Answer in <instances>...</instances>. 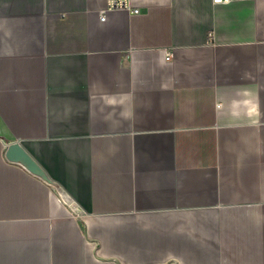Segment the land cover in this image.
I'll use <instances>...</instances> for the list:
<instances>
[{"label":"crops","instance_id":"obj_1","mask_svg":"<svg viewBox=\"0 0 264 264\" xmlns=\"http://www.w3.org/2000/svg\"><path fill=\"white\" fill-rule=\"evenodd\" d=\"M130 3L0 0V223L50 264H264V0Z\"/></svg>","mask_w":264,"mask_h":264},{"label":"rangeland","instance_id":"obj_2","mask_svg":"<svg viewBox=\"0 0 264 264\" xmlns=\"http://www.w3.org/2000/svg\"><path fill=\"white\" fill-rule=\"evenodd\" d=\"M45 236L38 224L0 223V264H50L43 246Z\"/></svg>","mask_w":264,"mask_h":264},{"label":"water","instance_id":"obj_3","mask_svg":"<svg viewBox=\"0 0 264 264\" xmlns=\"http://www.w3.org/2000/svg\"><path fill=\"white\" fill-rule=\"evenodd\" d=\"M7 158L10 161L21 163L25 168H27L33 174H37L43 180H45L49 184H53L54 181L50 177H48L44 168L40 166V164L33 158V156L25 150L20 142H12L8 145L6 150Z\"/></svg>","mask_w":264,"mask_h":264},{"label":"built area","instance_id":"obj_4","mask_svg":"<svg viewBox=\"0 0 264 264\" xmlns=\"http://www.w3.org/2000/svg\"><path fill=\"white\" fill-rule=\"evenodd\" d=\"M230 1L232 0H213V2L217 4H224ZM131 6L130 0H108L109 9H128L131 8ZM102 18H105V16H102Z\"/></svg>","mask_w":264,"mask_h":264}]
</instances>
